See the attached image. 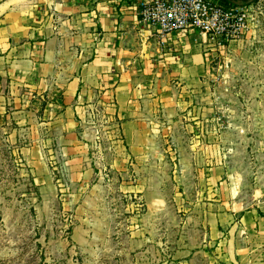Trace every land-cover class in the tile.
Masks as SVG:
<instances>
[{
    "label": "rangeland",
    "instance_id": "1",
    "mask_svg": "<svg viewBox=\"0 0 264 264\" xmlns=\"http://www.w3.org/2000/svg\"><path fill=\"white\" fill-rule=\"evenodd\" d=\"M251 5L148 165L97 116L73 179L47 103L0 72V264H264L242 219L264 203V0Z\"/></svg>",
    "mask_w": 264,
    "mask_h": 264
},
{
    "label": "crops",
    "instance_id": "2",
    "mask_svg": "<svg viewBox=\"0 0 264 264\" xmlns=\"http://www.w3.org/2000/svg\"><path fill=\"white\" fill-rule=\"evenodd\" d=\"M146 1L0 0V72L47 103L43 116L73 179L88 174L78 169L87 164L80 157L94 118L112 123L124 147L148 165L156 137L172 134L171 119L206 83L208 37L175 33L162 51L141 27ZM260 212L264 203L243 210L245 231L264 234Z\"/></svg>",
    "mask_w": 264,
    "mask_h": 264
},
{
    "label": "built area",
    "instance_id": "3",
    "mask_svg": "<svg viewBox=\"0 0 264 264\" xmlns=\"http://www.w3.org/2000/svg\"><path fill=\"white\" fill-rule=\"evenodd\" d=\"M253 6L227 5L223 0H149L142 2L141 27L156 38L162 51L175 33L199 31L211 47L226 50L237 42L251 20Z\"/></svg>",
    "mask_w": 264,
    "mask_h": 264
},
{
    "label": "trees",
    "instance_id": "4",
    "mask_svg": "<svg viewBox=\"0 0 264 264\" xmlns=\"http://www.w3.org/2000/svg\"><path fill=\"white\" fill-rule=\"evenodd\" d=\"M225 4L227 5H235V6H241V5H249L252 4L254 2H257L259 0H223Z\"/></svg>",
    "mask_w": 264,
    "mask_h": 264
}]
</instances>
